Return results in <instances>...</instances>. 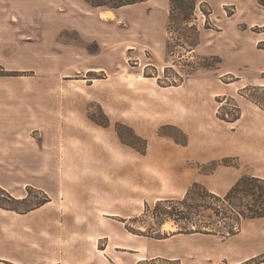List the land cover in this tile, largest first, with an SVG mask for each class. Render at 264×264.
<instances>
[{
    "label": "rangeland",
    "instance_id": "rangeland-1",
    "mask_svg": "<svg viewBox=\"0 0 264 264\" xmlns=\"http://www.w3.org/2000/svg\"><path fill=\"white\" fill-rule=\"evenodd\" d=\"M24 4L20 0H0V20L18 27L0 34V41L27 50L37 46L43 51L37 54L40 58L29 59L27 65L13 55L0 63L3 223L21 225L28 234L41 237V228L35 226L46 213L61 218L65 209L59 197L62 156L75 145L116 138V123L131 127L147 140L143 155L149 149V157L137 152L140 166L147 167L142 163L146 159L159 162L163 147H168L171 160L185 169L186 183L176 185L173 178L155 184L159 193L152 196L140 192L130 215H102V227H125L149 238L182 233L180 229L200 225L224 232L234 223L236 210L247 212L244 203L256 205L250 195L241 192L242 201L233 199L232 204L211 197L198 200L214 209L196 205L197 210L192 208L193 213L186 215L180 212L186 208L179 199L193 183L192 172L202 176L203 182H194L206 189H225L233 176L237 180L242 175L264 176V169L226 154L229 147L238 146L242 140L243 133L235 130L241 123L237 119L245 98L264 109V89L242 88V81L225 71L241 60L246 46L243 38L233 42L229 29L234 25L217 37L218 29L227 22L242 29L259 22L260 26L255 24L251 30L264 31V5L257 0H197L191 21L184 24L178 9L170 21V0H144L110 9L112 14L106 17L100 15L103 8L91 7L82 0H35L33 10ZM37 67L59 71H35ZM236 67L242 68L238 64ZM122 132L133 139L126 128ZM116 142L127 146L119 138ZM45 157L50 161L46 167L41 161ZM81 159L86 163V158ZM218 167V174H213ZM46 171L55 173L54 180L43 176ZM75 171L72 190L82 192L88 170L81 167ZM65 176L61 186L66 198ZM154 196L173 201L154 205L158 201ZM171 209L175 220L164 213ZM240 224L258 227L264 220L243 219ZM58 235L60 241L61 233ZM16 239L3 242L0 253L22 260L36 255L33 236L26 248H21ZM63 247H58L60 256L67 255ZM102 247V240L91 247L96 260L102 258ZM0 264L16 263L0 259Z\"/></svg>",
    "mask_w": 264,
    "mask_h": 264
},
{
    "label": "crops",
    "instance_id": "crops-1",
    "mask_svg": "<svg viewBox=\"0 0 264 264\" xmlns=\"http://www.w3.org/2000/svg\"><path fill=\"white\" fill-rule=\"evenodd\" d=\"M14 3L17 0H9ZM27 9H34L35 0H20ZM13 7L12 5H7ZM110 9H102V12ZM1 18V16H0ZM260 26L259 22L252 23L247 28H239L236 23L227 22L222 24L217 31V37L226 34V29L231 27L230 34L233 42L243 38L246 46L242 51V58L232 67H227V74L242 81V88L254 86L264 89V31H252ZM18 30L16 25L9 26L0 20V34ZM17 33V32H16ZM0 63L6 56L21 58L20 63L26 64L29 59H38L37 54L43 51L35 46V49L27 50L26 47H15L11 42L0 41ZM7 52L8 54H3ZM217 53L222 57L218 50ZM242 66L237 68L236 65ZM242 69V71H239ZM35 71H59L52 68L37 67ZM239 88V87H238ZM241 115L237 119L236 132L243 133L238 146H231L227 155L238 156L243 163L250 167L264 169V109L255 101L245 98ZM118 139V136L116 137ZM111 137L108 141L100 139L99 143L88 145H75L67 150L60 162L59 197L64 202L61 218L56 213H49L35 227L41 228V237L31 232H25L21 225L3 223L6 219L0 216V246L3 242L16 237L21 245L26 248V242L33 236L37 247L33 250L34 257L15 259L0 253V259L9 260L16 264H240L252 257L264 253V224L258 227H245L243 224L236 232L227 237H221L212 233H171L162 237H144L133 234L125 227H102V215L128 216L136 206L143 194L155 195V184L160 185L164 181L175 179V183H186V171L179 166V162L171 160L168 147H163L159 162L144 160L142 163L147 167L140 166L138 153L130 146H123ZM126 147V148H124ZM140 154V153H139ZM225 155V154H223ZM149 157V149L146 155ZM81 157L86 158L83 163ZM128 159V160H126ZM48 159H41L46 166ZM58 165V164H57ZM87 169V186L82 192L72 190V182L76 180V168ZM221 168H216L213 174H218ZM156 171V172H155ZM157 173V175H156ZM67 174V177L65 176ZM191 182L204 181L198 173L191 174ZM44 177L54 180L55 173L44 172ZM64 176L68 182V195L62 190ZM257 176V175H254ZM264 178V176H259ZM74 178V179H73ZM233 180L225 189L208 187L211 192L225 194L233 185ZM235 179V180H234ZM161 181V182H160ZM178 185V184H176ZM231 185V186H230ZM45 188H48L46 183ZM140 189L142 191H140ZM177 189V187H175ZM154 196V200L163 199ZM168 198V197H165ZM264 220V217L254 218ZM253 220V219H249ZM60 222V225L57 224ZM5 227H9L6 229ZM35 232V230L33 229ZM12 232L15 236H12ZM43 232L54 233L52 236L43 235ZM61 233V240H58ZM102 240V258L96 260L92 256V246H96ZM93 242V243H92ZM130 243V244H129ZM63 247L67 255L60 256L58 247ZM69 253V254H68ZM79 254V255H78ZM261 264H264L262 262Z\"/></svg>",
    "mask_w": 264,
    "mask_h": 264
},
{
    "label": "trees",
    "instance_id": "trees-1",
    "mask_svg": "<svg viewBox=\"0 0 264 264\" xmlns=\"http://www.w3.org/2000/svg\"><path fill=\"white\" fill-rule=\"evenodd\" d=\"M91 7H99L103 9H116L123 6L138 3L144 0H82ZM197 0H170V21L175 17V9L180 10L178 15H180L181 23L188 24L191 21V16L193 14V9ZM261 5H264V0H257ZM238 116L235 118L237 119ZM104 124V123H103ZM105 126V125H104ZM126 128L129 130L130 135L134 139H127L122 132V129ZM115 131L119 140L132 147L134 150L140 154H144L147 148V140L136 134L131 127L124 125L123 123L115 124ZM141 142V145L137 143ZM223 162V161H222ZM248 194L252 197L253 201H256V205L253 203H244L247 208V212L243 210H236L237 214L232 217L234 223L229 227H226V231L219 232L217 230H212L205 225H200L193 227V229H180L179 232L182 233H212L218 234L221 237H227L236 232L240 227L241 220L243 219H254L264 217V178L254 175H242L236 182L228 189V191L222 196L216 195L208 189L204 188L197 182H193L190 187L186 190L185 194L179 199L181 204L186 208V211L180 210L181 213L189 215L192 212V208L197 210L196 205L200 207H206L209 209H214L212 205L206 203H198V200H204L206 197H211L217 201L229 202L232 204L233 199H241L240 193ZM161 201H173L171 199L158 200L154 205H158ZM242 201V199H241ZM157 203V204H156ZM243 205V203H240ZM190 209V210H189ZM166 215L174 219L173 209L166 210L164 212ZM175 220V219H174ZM152 237H162V236H152ZM264 262V253L255 257H252L240 264H261Z\"/></svg>",
    "mask_w": 264,
    "mask_h": 264
},
{
    "label": "bare ground",
    "instance_id": "bare-ground-1",
    "mask_svg": "<svg viewBox=\"0 0 264 264\" xmlns=\"http://www.w3.org/2000/svg\"><path fill=\"white\" fill-rule=\"evenodd\" d=\"M100 15H101L102 17L110 16V11H109V12H108V11H107V12H106V11H105V12H102V11H101V12H100Z\"/></svg>",
    "mask_w": 264,
    "mask_h": 264
}]
</instances>
